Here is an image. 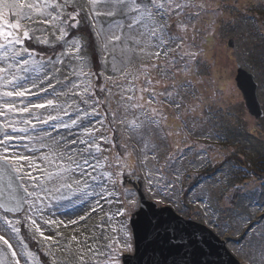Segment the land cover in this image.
<instances>
[{
	"label": "snow or ice",
	"instance_id": "1",
	"mask_svg": "<svg viewBox=\"0 0 264 264\" xmlns=\"http://www.w3.org/2000/svg\"><path fill=\"white\" fill-rule=\"evenodd\" d=\"M222 14L210 0H0V264H42L29 239L48 264H68L57 251L73 264H120L122 252L135 251L130 221L141 200L123 177L136 171L156 204L180 208L183 195L184 207L197 205L195 215L219 235L229 221L250 225L237 243L246 264H264L254 188L229 184L244 169L222 161L228 170H218L211 187L223 184L229 195L219 198L198 191L206 176L182 186L189 168L207 163L205 146L187 138H220L191 76L207 68L196 25L211 15L207 34L214 35ZM259 195L264 199V184ZM77 201L74 211H90L69 223L103 211L100 234L46 235L42 224L67 227L55 217ZM149 230L160 255L155 264L170 257V264H213L194 235L185 250L170 224L149 221Z\"/></svg>",
	"mask_w": 264,
	"mask_h": 264
},
{
	"label": "rangeland",
	"instance_id": "2",
	"mask_svg": "<svg viewBox=\"0 0 264 264\" xmlns=\"http://www.w3.org/2000/svg\"><path fill=\"white\" fill-rule=\"evenodd\" d=\"M210 2L213 6H215L216 3L221 4L223 14L220 16L221 19L218 26L215 27L214 35L207 34L209 30L207 26L211 24L214 19L211 15L205 17L202 22H199L196 25L198 30L196 43L204 49L205 55L201 57V61L207 65V68L199 73H194L191 76V82L196 90V94L206 97L207 104L211 106V111L215 113L214 121L218 126L213 131L219 132L220 138L217 139L213 136V138L209 139L199 136H190L187 138L186 142L189 145L205 146V149L207 150V161L211 159V161L217 166L219 165L217 158L220 157V154L216 147L210 149V144L217 143L221 148L225 147L224 151L222 153L220 152L221 159L225 154L229 155L231 152L252 155L254 152L263 149L261 147L263 143L260 141L262 138L259 137L261 136L259 132L264 133V119L255 120L247 112L242 93L237 87L235 78L239 66L255 76V81L258 84V98L260 99L264 110V70L257 68L258 65H255L254 62L250 61L249 47L247 45L248 42L259 44L262 46L261 49L264 52V29L261 25H255L253 17L249 16L248 13H246L247 11L245 10V7H243L246 3L248 4V8H253L249 7L251 6V3L253 4L252 0H210ZM253 5L254 7L262 9V7H264V0H257V6H255V4ZM216 19L217 18H215V20ZM231 39L234 41L233 47L229 45V40ZM253 43L252 45H254ZM213 64L215 67H212ZM200 81H203V83ZM215 82L217 84H215ZM208 112L209 108L206 105L204 115H207ZM235 122H237L240 130L236 131L235 134L232 132L231 135H228L227 133L230 131V125ZM170 123L177 126L179 125L178 121H170ZM227 137L236 140V142L234 143V140L228 141ZM195 150H199V148ZM189 158H192L191 153L189 154ZM230 160L233 159L230 158ZM197 163H199V161H197ZM228 164L230 165V161H228ZM245 167L247 168L248 166L245 165ZM227 170V168L221 167V171L227 172ZM244 170L247 173L245 168ZM127 174L128 173L125 175ZM238 174L240 176L237 180H234V175H232L233 179H230L231 181L229 180V184L236 182L248 183L253 186L255 200L257 201V207L252 209V212L254 213L252 219L255 221L259 217L264 216V209L259 207V204H264V199L259 195L262 191V184H264V182L253 179L252 175L248 177L243 172H239ZM130 176L140 177L142 183H145L143 180V173L140 171H136ZM216 178L217 175L210 180H207L203 189H198V191L211 190L218 194V198L226 196L225 192L228 191V189L225 185L221 184L219 187H211L214 185ZM128 188L133 187L130 185ZM150 194V197L155 200L152 193ZM220 203H224V201L221 199ZM77 204L78 201L69 204L66 209L61 208L58 210V214L55 218L63 220L67 227L61 225L57 229L54 225L42 224V228L45 230L46 235H55L56 231L62 232L65 237L76 235L80 239H83L84 236H91L94 233L99 235L101 230H98L96 226L102 223L101 218L104 216L103 211L92 213L86 221H80L77 225L69 223L71 219H78L79 215H83L86 211H90L88 205H81L80 207L82 208V211L80 212L74 211ZM115 207L116 205H113V211L115 210ZM193 207L195 209L192 210V213L190 210L188 212L183 210L180 214L206 223V217L203 215H195L197 205L193 204ZM138 209L136 211H138ZM107 210L106 206L104 211ZM65 212H67L66 215L64 214ZM206 224L216 231V235L223 237L224 239L227 236L228 241L226 243L230 250L242 264H246L244 254L240 251V244L237 242L241 241L243 233L247 231V228L250 225H245L241 221H229V227L224 229V231L228 230V232L224 233V235H219L220 230L214 228L211 224ZM262 227H264V225H262ZM13 243L15 244L16 241H13ZM32 243L36 244L34 242ZM100 243H103V237H101ZM131 253L133 252H122L120 254V264L122 263V255ZM57 255L60 256L61 259H67L68 264H73L74 257L65 256L64 253L59 251H57Z\"/></svg>",
	"mask_w": 264,
	"mask_h": 264
},
{
	"label": "water",
	"instance_id": "3",
	"mask_svg": "<svg viewBox=\"0 0 264 264\" xmlns=\"http://www.w3.org/2000/svg\"><path fill=\"white\" fill-rule=\"evenodd\" d=\"M234 41L229 40V45L233 47ZM237 87L242 93L245 106L251 116L256 120L264 116L262 105L258 98V84L255 76L245 69L238 67L235 78ZM141 206L138 214L133 215L131 227L133 230L135 254L123 256L124 264H155L160 259L158 245L154 241V236L149 230V221L161 220L177 229L174 233L177 243L185 245V250H190V235H194L199 240V246L205 252L212 251L210 257L213 264H241L238 258L229 250L226 241L220 238L210 228L192 219H185L179 216L173 208H157L154 202H149L143 194L141 188L138 190ZM155 214V215H154ZM171 257L169 259V264Z\"/></svg>",
	"mask_w": 264,
	"mask_h": 264
},
{
	"label": "trees",
	"instance_id": "4",
	"mask_svg": "<svg viewBox=\"0 0 264 264\" xmlns=\"http://www.w3.org/2000/svg\"><path fill=\"white\" fill-rule=\"evenodd\" d=\"M252 1H253V4H255V6H257L256 5L257 0H252ZM249 3H250V1H249ZM253 4L251 3L250 4L251 6H249V7H253L251 9L248 8V6H247L248 4H246V3L243 7H245V10L247 11L246 13H248L249 16L253 17V19L255 21V25H257V26L261 25V27L264 29V7H262V9H261L258 7H254ZM220 19H221L220 17L216 19L215 27L218 26ZM209 25H211V24H209ZM247 42H248V40H247ZM252 43H250V42L247 43V45L249 47V59L251 62H254L255 65H258L257 68L264 70V52L261 49L262 46H260L259 44H254V43H253L254 45H252ZM38 50H41V51L46 50L48 55H52L51 49H45L44 47L39 46ZM96 71H99V68H97ZM215 84H217V83L215 82ZM261 119H264V116L262 118H260L259 120H261ZM239 130H240V127L238 126L237 122H235V123H232L230 125V131L227 134L231 135L232 132H233V134H235V132L239 131ZM259 134H261V136H259V137L262 138L260 141L263 143V145L261 146L263 149H260L259 151L254 152L252 155H244V154L239 153V152H231L229 155L225 154L221 159V153L224 151L225 147L221 148V147L217 146L218 152L220 154V157L217 158L219 165L216 166V164H214L213 162H210L208 165H206L204 167H199L195 171H193V170H191L190 172L188 171L186 173V177H191V179L185 178L183 180V185H182L183 188L185 190H187L188 188L194 186L197 183V178H203L206 176V177H209V179H207V180H210L211 178L216 176L218 174V170L221 171V163L225 159H227V161H230V165L228 164V166L230 168H234V169H241V168L244 169L245 168L247 170V176L248 177L250 175H252L253 179L260 180V181L264 182V133L259 132ZM227 139H228V141L234 140V139L228 138V137H227ZM235 142H236V140H234V143ZM230 158H232L233 160H230ZM245 165H247L248 167L246 168ZM239 172L240 171L233 172L232 175H234V180H237L239 178V176H240L238 174ZM225 194L229 195V191H226ZM189 198H191V197H189ZM177 203L180 205V208L176 207L178 209V211L186 210V212H188L190 210L192 213V210L195 209L193 207V204H188L187 207H184V205L187 203V201L185 200L183 195H181L179 197V199L177 200ZM180 209H182V210H180ZM198 221H200V220H198ZM200 222H202V221H200ZM226 232H228V230L224 231V233H226ZM33 248L38 253L42 264H48V257H46L44 255V253L41 251V249L38 248L36 244L33 245Z\"/></svg>",
	"mask_w": 264,
	"mask_h": 264
}]
</instances>
